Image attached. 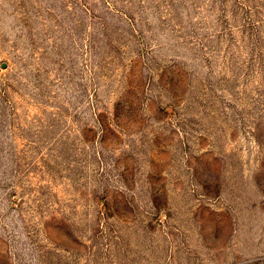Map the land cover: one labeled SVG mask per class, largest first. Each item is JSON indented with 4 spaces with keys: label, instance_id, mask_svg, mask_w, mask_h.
<instances>
[{
    "label": "rangeland",
    "instance_id": "rangeland-1",
    "mask_svg": "<svg viewBox=\"0 0 264 264\" xmlns=\"http://www.w3.org/2000/svg\"><path fill=\"white\" fill-rule=\"evenodd\" d=\"M0 264H264V0H0Z\"/></svg>",
    "mask_w": 264,
    "mask_h": 264
}]
</instances>
